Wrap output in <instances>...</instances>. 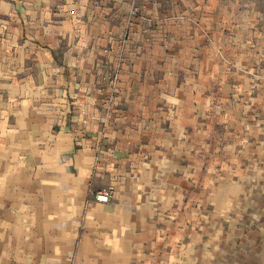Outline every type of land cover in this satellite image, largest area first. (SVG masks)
Returning <instances> with one entry per match:
<instances>
[{
    "label": "rangeland",
    "instance_id": "374dc122",
    "mask_svg": "<svg viewBox=\"0 0 264 264\" xmlns=\"http://www.w3.org/2000/svg\"><path fill=\"white\" fill-rule=\"evenodd\" d=\"M28 11L60 25L47 87L98 143L94 198L144 210L135 264H197L225 223L264 229V0H53L4 9L0 31Z\"/></svg>",
    "mask_w": 264,
    "mask_h": 264
},
{
    "label": "crops",
    "instance_id": "0c3cea01",
    "mask_svg": "<svg viewBox=\"0 0 264 264\" xmlns=\"http://www.w3.org/2000/svg\"><path fill=\"white\" fill-rule=\"evenodd\" d=\"M52 1L0 0V20L4 9L11 16L22 4L34 8ZM26 14L27 28L0 31L16 37L0 44V264L148 260L134 240L135 219L140 221L144 210L118 190L111 201L94 198L101 170L98 143L83 133L82 109L47 87L60 25H37L31 11ZM227 226L216 240L209 237L211 249L197 264H260L264 229L256 226L257 232L239 221L232 232Z\"/></svg>",
    "mask_w": 264,
    "mask_h": 264
},
{
    "label": "built area",
    "instance_id": "2783aa9c",
    "mask_svg": "<svg viewBox=\"0 0 264 264\" xmlns=\"http://www.w3.org/2000/svg\"><path fill=\"white\" fill-rule=\"evenodd\" d=\"M113 196V193L111 189L109 188H103L95 193V197L98 201L101 202H107L109 201Z\"/></svg>",
    "mask_w": 264,
    "mask_h": 264
}]
</instances>
